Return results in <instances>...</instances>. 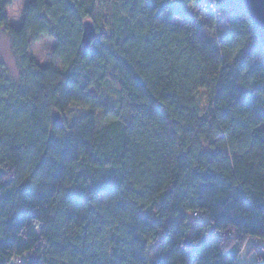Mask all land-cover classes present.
Here are the masks:
<instances>
[{
	"label": "trees",
	"instance_id": "trees-1",
	"mask_svg": "<svg viewBox=\"0 0 264 264\" xmlns=\"http://www.w3.org/2000/svg\"><path fill=\"white\" fill-rule=\"evenodd\" d=\"M12 1L0 264H238L248 239L264 264V46L244 5L34 0L14 28ZM40 37L58 66L29 57Z\"/></svg>",
	"mask_w": 264,
	"mask_h": 264
},
{
	"label": "rangeland",
	"instance_id": "rangeland-1",
	"mask_svg": "<svg viewBox=\"0 0 264 264\" xmlns=\"http://www.w3.org/2000/svg\"><path fill=\"white\" fill-rule=\"evenodd\" d=\"M34 0H13L12 5L6 8L5 12L8 15L9 18V26H12L14 28H19L24 20V9L25 6ZM189 12H197L199 13V18L204 22L208 20V14L206 12H201L199 10L198 6H188ZM176 24L181 23V19L176 18L174 20ZM54 41L47 37H40L37 42H34L30 45L29 50V57L31 59H34L36 63L43 68L50 67V65L58 66V60L54 56ZM0 62L5 66L7 71L9 72V75L12 78H17L18 75V67H17V60L14 57V54L12 52V49H10V41L8 36L6 35L3 30L0 29ZM109 95H107L106 99L109 98ZM199 97L198 104L199 107L202 109H205L206 105V95L204 93L200 92L197 95ZM68 118H71V115H67ZM197 218L198 222H201L203 219H206L204 217ZM191 220V219H190ZM253 244L252 239H248L243 248L241 249V253L239 254L237 258L238 264H260V262L256 258V253L251 251V246ZM155 248L151 247L150 251L148 252L149 258H152L154 256ZM22 261V260H21Z\"/></svg>",
	"mask_w": 264,
	"mask_h": 264
},
{
	"label": "water",
	"instance_id": "water-1",
	"mask_svg": "<svg viewBox=\"0 0 264 264\" xmlns=\"http://www.w3.org/2000/svg\"><path fill=\"white\" fill-rule=\"evenodd\" d=\"M234 2H239L244 5L256 37H258L259 43L264 46V0H234ZM82 23L81 44L87 49L91 41L97 35L96 28L95 25L88 20ZM58 119V115L53 116L54 121Z\"/></svg>",
	"mask_w": 264,
	"mask_h": 264
},
{
	"label": "built area",
	"instance_id": "built-area-1",
	"mask_svg": "<svg viewBox=\"0 0 264 264\" xmlns=\"http://www.w3.org/2000/svg\"><path fill=\"white\" fill-rule=\"evenodd\" d=\"M226 237H231V234L230 233H225Z\"/></svg>",
	"mask_w": 264,
	"mask_h": 264
}]
</instances>
